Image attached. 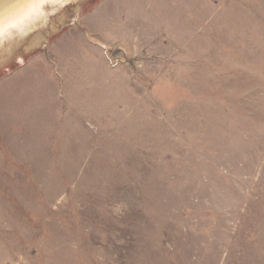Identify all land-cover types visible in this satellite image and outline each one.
<instances>
[{
  "label": "rangeland",
  "instance_id": "obj_1",
  "mask_svg": "<svg viewBox=\"0 0 264 264\" xmlns=\"http://www.w3.org/2000/svg\"><path fill=\"white\" fill-rule=\"evenodd\" d=\"M37 16L0 41V264H264V0Z\"/></svg>",
  "mask_w": 264,
  "mask_h": 264
},
{
  "label": "bare ground",
  "instance_id": "obj_2",
  "mask_svg": "<svg viewBox=\"0 0 264 264\" xmlns=\"http://www.w3.org/2000/svg\"><path fill=\"white\" fill-rule=\"evenodd\" d=\"M66 1L67 0H22V2L11 9V11L0 17V37L9 32L13 27H20L21 29L19 30L21 32L27 31L28 28H30V24L27 27L26 23L29 22L31 18L33 19L36 17L46 3H63ZM38 41H40L39 38L33 43L34 47L37 46L36 43H38Z\"/></svg>",
  "mask_w": 264,
  "mask_h": 264
},
{
  "label": "water",
  "instance_id": "obj_3",
  "mask_svg": "<svg viewBox=\"0 0 264 264\" xmlns=\"http://www.w3.org/2000/svg\"><path fill=\"white\" fill-rule=\"evenodd\" d=\"M22 0H0V17L13 9L17 6ZM4 36L0 38V41L3 39ZM120 51H115L114 55H117Z\"/></svg>",
  "mask_w": 264,
  "mask_h": 264
}]
</instances>
